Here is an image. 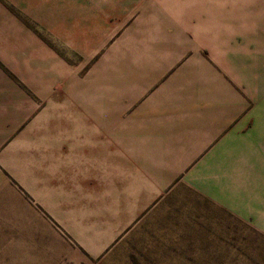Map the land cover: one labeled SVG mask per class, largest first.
<instances>
[{
	"label": "crops",
	"instance_id": "0c3cea01",
	"mask_svg": "<svg viewBox=\"0 0 264 264\" xmlns=\"http://www.w3.org/2000/svg\"><path fill=\"white\" fill-rule=\"evenodd\" d=\"M251 5L0 0V146L42 143L38 180L55 192L37 201L66 261L139 231L188 246L227 216L264 231V10Z\"/></svg>",
	"mask_w": 264,
	"mask_h": 264
},
{
	"label": "rangeland",
	"instance_id": "374dc122",
	"mask_svg": "<svg viewBox=\"0 0 264 264\" xmlns=\"http://www.w3.org/2000/svg\"><path fill=\"white\" fill-rule=\"evenodd\" d=\"M251 2L253 15L263 12L264 0ZM32 145L27 150L26 142L16 140L0 146V264H264V231L231 216L219 237L189 239L188 246L158 237L161 231H139L99 261H66L70 242L46 212L53 207L37 201L43 193L44 202L51 201L55 191L51 181L38 180L44 175L34 152L42 143Z\"/></svg>",
	"mask_w": 264,
	"mask_h": 264
}]
</instances>
